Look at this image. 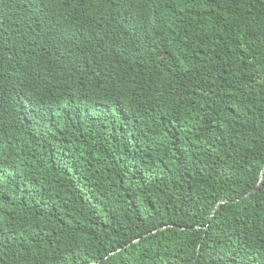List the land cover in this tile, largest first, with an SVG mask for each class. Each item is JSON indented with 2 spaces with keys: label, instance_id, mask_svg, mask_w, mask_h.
Masks as SVG:
<instances>
[{
  "label": "trees",
  "instance_id": "obj_1",
  "mask_svg": "<svg viewBox=\"0 0 264 264\" xmlns=\"http://www.w3.org/2000/svg\"><path fill=\"white\" fill-rule=\"evenodd\" d=\"M263 174L264 0H0V264H264Z\"/></svg>",
  "mask_w": 264,
  "mask_h": 264
},
{
  "label": "water",
  "instance_id": "obj_2",
  "mask_svg": "<svg viewBox=\"0 0 264 264\" xmlns=\"http://www.w3.org/2000/svg\"><path fill=\"white\" fill-rule=\"evenodd\" d=\"M263 177H264V174H263V176H262V180H261V183H262V181H263ZM258 187H256V189H257Z\"/></svg>",
  "mask_w": 264,
  "mask_h": 264
}]
</instances>
